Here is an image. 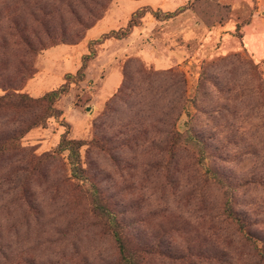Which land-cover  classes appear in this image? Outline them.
I'll use <instances>...</instances> for the list:
<instances>
[{"label": "rangeland", "instance_id": "rangeland-1", "mask_svg": "<svg viewBox=\"0 0 264 264\" xmlns=\"http://www.w3.org/2000/svg\"><path fill=\"white\" fill-rule=\"evenodd\" d=\"M117 1L0 0V95L35 99L73 75L44 124L22 133L36 102L0 108V264H121L91 191L138 264H264V0H184V17L144 35L157 44H79L94 55L75 76L69 45ZM63 136L82 142L86 181Z\"/></svg>", "mask_w": 264, "mask_h": 264}, {"label": "trees", "instance_id": "trees-1", "mask_svg": "<svg viewBox=\"0 0 264 264\" xmlns=\"http://www.w3.org/2000/svg\"><path fill=\"white\" fill-rule=\"evenodd\" d=\"M147 8L149 7L146 6L133 11L124 26L118 29H112L106 33H103L97 39L89 41L88 48H90L94 44L102 42L106 38H110V37L123 38L129 35L132 28L139 24L140 19L143 17V14ZM182 8L183 7H180L176 11H172V12H163L157 9L151 11V14L155 18H157L159 13H163V15L166 18H168L170 16L175 15ZM93 55L94 54L91 50H89L87 53L82 55L83 56L82 64L78 68L75 76H78L79 78L83 76V69L85 67L86 60L90 59ZM72 76L73 75L71 73H66V81L64 83H62L59 87L55 89L46 91L45 93H43V95L35 99L28 97L24 93H18L17 90H15L16 88H12L13 90L11 92H5L4 94L0 95V108L9 105V103H11L10 101L12 98H14L16 102H19L21 104L25 103L26 101H33L43 107L42 113L40 115L35 116L33 118V121H31L22 131V133H24L33 126H36L38 124H44L48 117L55 116L57 109L54 108L53 103L66 92L69 84L67 79L71 78ZM177 135L180 136L179 133H177ZM81 145H82L81 141L75 139H67L65 136H63L58 143L57 151L59 152H62L64 150L68 151L67 159L70 164L71 176L76 179H82L83 181H86L85 180L86 177L82 175L83 169L80 165L79 147ZM4 150L5 147L3 146L0 147V153H2ZM91 200L94 211L101 218L105 219V221L108 224V227L112 232V236L119 251V258L121 264H138L135 254L131 253L128 247L126 246V242L122 235V231L112 211L104 205L100 195L96 191H91ZM223 211L226 214L227 218L235 222L241 231L244 230V226H245L244 221L232 211V207L230 206L229 202L226 203ZM246 237H248V235H246Z\"/></svg>", "mask_w": 264, "mask_h": 264}, {"label": "crops", "instance_id": "crops-1", "mask_svg": "<svg viewBox=\"0 0 264 264\" xmlns=\"http://www.w3.org/2000/svg\"><path fill=\"white\" fill-rule=\"evenodd\" d=\"M131 1L133 0H119L116 3L110 5V7L108 8V10L104 13V15L97 20V22L95 24H93L91 27H89L86 31L85 37L84 39L78 43V44H74V45H69L68 49L70 50H74L75 53L79 52L78 51V46L79 44H82V48L85 49L86 46L88 45L89 41L97 39L99 36H101L103 33H106L112 29H118L122 26H124L129 18V16L131 15V13L133 11H135L136 9L142 8V7H151L154 9H159L163 12H172V11H176L177 9H179L180 7H184V0H135V1H139L135 4H132ZM127 4H131V6H129L127 9H124ZM188 11L185 10L184 8H182L181 10H179L175 15L170 16L166 19H163L162 21L160 20H156L152 15L147 18L148 22H145V19L142 23L138 24L137 26H134L130 32V34L127 37L124 38H106L105 39V44L109 43L110 45H154L153 42L155 44H157L156 41H146V39H144V35H146L148 32V30H152L153 25H155L157 22H163V23H174L176 20H178V18H182L185 16V14H187ZM129 15V16H128ZM146 18V17H144ZM259 22V21H258ZM113 23V24H111ZM105 25V27H109V30H106L105 32H101V34H99L97 37L94 36H89L88 32L89 30L93 29V28H97L99 25ZM259 24L264 27V23L259 22ZM112 25V26H110ZM249 26V25H248ZM112 27V28H110ZM219 33L221 32L223 26L219 25ZM190 26H187L186 29L183 30H179V27H177L176 33H178L177 36L181 37V41L179 45H186L188 42V40L190 39L189 37V30ZM247 28V27H246ZM209 30V29H208ZM210 33L216 32V27L210 28L209 30ZM244 34H246V30H243ZM250 32V31H249ZM254 36V35H253ZM209 39H212L213 36H209ZM127 42V44H125ZM70 50V51H71ZM84 51V50H83ZM73 53V52H72ZM80 56L83 55V52H79ZM149 54V56H151L153 59H155V62H162V57H155L156 55H153L150 53V50L148 47L143 46L142 50H141V56L142 57H146V55ZM65 56L67 57H71L72 56V60H75L73 58V55H71V52H66ZM170 59L173 58V55L169 56ZM164 61V60H163Z\"/></svg>", "mask_w": 264, "mask_h": 264}]
</instances>
